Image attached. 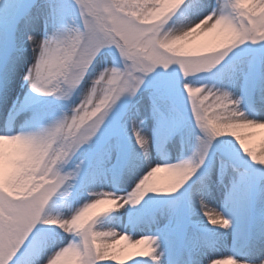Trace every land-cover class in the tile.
I'll return each mask as SVG.
<instances>
[{
    "label": "snow or ice",
    "instance_id": "1",
    "mask_svg": "<svg viewBox=\"0 0 264 264\" xmlns=\"http://www.w3.org/2000/svg\"><path fill=\"white\" fill-rule=\"evenodd\" d=\"M160 2L0 0V22L6 14L12 31L20 33L21 43L14 49L17 56L24 37L32 47L33 62L24 79L35 101L15 105L9 122L0 127V137L34 149L25 172L27 185L22 190L0 188V264H201V254L215 248L224 234L220 230L234 227L227 205L219 210L209 204L213 175L217 185L230 179L233 190L256 175L264 179V164L242 149L236 135L212 132L217 124L264 126V117L254 118L242 110L231 90L247 87L252 93L259 72L264 98V0H215L214 5L182 0L152 19L149 13L157 11ZM40 11L51 27L37 39L29 29ZM198 26L201 34L186 49L214 42L218 26L235 38L200 57L178 54L176 43ZM237 49L241 55L232 58ZM109 56L112 65L99 67ZM76 93L79 103L58 115L36 100H68ZM145 93L155 122L151 135L145 133L141 118V111L147 112L140 103ZM177 95L199 130L195 150L185 159L147 162L153 145L160 148L183 133V125L175 119ZM6 102L0 81V103ZM22 109L32 116L17 130L12 121ZM256 132L257 128L240 130L250 143L255 142ZM166 169L179 173V178L169 179ZM126 176L133 180L126 192L107 190L106 184H118ZM150 177L161 187H144ZM54 199L68 209L67 215L58 213L54 218L66 221L97 200L123 206L100 210L80 228L68 231L46 223L53 218L49 208ZM157 204L165 206L166 228L178 230L192 242L190 246L173 253L161 237L128 233L129 228L156 223ZM125 215L127 225L121 221ZM260 261L264 250L250 251L243 259L232 253L209 257L207 264Z\"/></svg>",
    "mask_w": 264,
    "mask_h": 264
},
{
    "label": "rangeland",
    "instance_id": "2",
    "mask_svg": "<svg viewBox=\"0 0 264 264\" xmlns=\"http://www.w3.org/2000/svg\"><path fill=\"white\" fill-rule=\"evenodd\" d=\"M209 4L215 3V0H207ZM36 21V31L39 37H44L46 30H50V24L46 23V13L40 11L37 13ZM33 24V23H32ZM32 26V25H31ZM30 26V28H32ZM0 81H3L6 74L13 67V58L15 56V47L21 43V37L19 32H13L11 28L10 21L5 14L2 22H0ZM241 55V50L237 49L234 53L230 54L232 58H236ZM105 65L111 66L112 59L109 56L108 59L99 65V67H104ZM208 73H201V76H208ZM207 82V81H201ZM82 88L87 87V83L81 86ZM28 90L29 86H28ZM236 98L241 101V108L247 114L257 113L254 108L258 106L264 110V98H262L261 84L259 72L257 73V78L255 82V88L252 93L249 92L247 87H236L231 89ZM258 91L261 96L256 97ZM259 98V99H258ZM81 97L79 93L73 94L68 100H57L54 97L46 98H36L40 103H42L49 113L61 114L66 111H70L71 108L78 104ZM260 101V102H259ZM32 102H35L34 100ZM31 102V103H32ZM140 103L145 105L147 108V130L152 132L155 122L151 119L150 111V101L148 99L147 93L140 97ZM261 103V105H260ZM30 104V103H28ZM256 104V106H255ZM27 111L26 109H24ZM145 113V112H144ZM22 115V112L19 118ZM29 120L31 119L32 113L28 111ZM175 119L178 123L183 125V133L177 134L170 139L163 142L162 146L158 148L154 147L155 153L151 152V162H163L164 160L171 161L174 158L175 161L178 159H185L191 156L192 152L196 147V135L198 134V129H195L189 119V112L186 103L177 95L175 99ZM157 154L160 157H157ZM213 153L210 152V156ZM219 164V155L215 154L214 168H217ZM139 171V170H138ZM133 181L131 177H122L118 184H107V190H115L118 194H123L129 188L130 182ZM213 185L211 193L215 194L220 200L215 208L223 210L225 206H228V215H230L234 220V227L231 230L226 231V242L225 250L222 249L217 251L218 245L215 248L209 249L207 252L202 253L200 256L201 264H207V259L209 257L215 258L227 253L238 254L240 259H243L244 251H254L253 243L249 241V236L256 230L264 227V209L261 207L264 197V179H261L259 175L254 178L249 179L247 182L241 184L238 188L233 190L230 179L225 180L224 185L215 184V175H213ZM166 199V198H160ZM79 206L78 203L74 204L73 207ZM159 209L157 222L152 224H144L136 228L133 233L135 236L141 234L156 235L162 238L163 244L166 245L169 250L173 253L179 251L181 248H185L191 245V241L187 240L178 230L167 229L166 225L169 223L168 216L166 214V209L163 204L155 205ZM50 214L55 216L59 214H68V209L61 205L58 199H54L50 204L49 208ZM122 224L127 225L129 218L127 215L121 218ZM259 231V230H258ZM234 236L237 239V243L234 246ZM141 238V237H137ZM219 238H217L218 241ZM66 242V241H65ZM247 248V250L245 249ZM166 259V257H165Z\"/></svg>",
    "mask_w": 264,
    "mask_h": 264
},
{
    "label": "clouds",
    "instance_id": "3",
    "mask_svg": "<svg viewBox=\"0 0 264 264\" xmlns=\"http://www.w3.org/2000/svg\"><path fill=\"white\" fill-rule=\"evenodd\" d=\"M182 0H161L158 10L149 13L152 19H159L165 15L168 10L178 7ZM243 6V5H242ZM199 26L192 31L186 32L183 37L175 45V51L178 54L190 57H200L204 52L210 51L221 45H226L234 39V34L223 27L218 26V39L206 46L205 48H189L186 49V44L192 39L201 34ZM199 91V90H194ZM243 128H257L255 142H249L245 135L240 133ZM213 134L219 135H236L241 144L242 149L257 163L264 164V126L248 124H217L212 129ZM33 146L19 140H11L5 137H0V161L3 162V167L0 168V188L7 189L9 187H17L23 189L27 185L25 172L30 166L33 158ZM165 174L169 179H178L179 173L165 170ZM144 187L148 189H158L161 187L159 181L155 178H149ZM127 203V201H125ZM122 207V204L113 202L108 199H101L88 205L78 216H75L71 221L57 220L50 218L46 223H55L65 230H73L80 228L90 216L100 210H112L115 207ZM56 264H64L63 261H57ZM259 264H264L260 261Z\"/></svg>",
    "mask_w": 264,
    "mask_h": 264
},
{
    "label": "bare ground",
    "instance_id": "4",
    "mask_svg": "<svg viewBox=\"0 0 264 264\" xmlns=\"http://www.w3.org/2000/svg\"><path fill=\"white\" fill-rule=\"evenodd\" d=\"M32 28L29 29L30 33L32 35H35L37 39H41L43 37H39L37 31H36V21L33 22ZM22 52L17 56L15 53V56L13 58V67L10 69V71L6 74V76L3 79L4 83V88L6 91V96H7V102L6 103H0V127H3L5 124L9 122V113L13 111V108L15 105L19 104H28L33 101L32 94L30 90H28V84L26 83L24 79V73L27 71V68L31 63L33 62V52H32V47L30 44L26 42V37L23 38V44H22ZM258 93H260L258 91ZM261 96L260 94H257L256 97ZM259 99V98H258ZM260 102V101H259ZM259 104H255L254 110L257 113L251 114L254 118H261L264 117V110H262L259 106ZM261 105V103H260ZM22 112V115L19 118H15L20 115ZM250 115V114H249ZM12 123L13 126L18 130L21 126L25 125L29 121V116H28V111H25L22 109L15 115ZM141 118L145 122V133L147 130V114L144 113V111H141ZM151 131L149 130L148 135H151ZM156 145H153L149 151L148 154V161L151 162L152 159L150 157L151 152L155 153L154 147ZM157 157H160L159 154H157ZM171 161H175L174 158H171ZM147 164L143 165V167H146ZM133 181L130 182V184ZM107 186V184H106ZM219 198L211 193L209 196V204L211 207H214L219 203ZM261 207L264 209V197H263V203ZM125 225V224H124ZM259 230V231H258ZM256 230L255 232L251 233L249 236V241L253 243L254 246V252L257 254L264 250V227H261L260 229ZM220 232L224 233L222 236L218 237L217 245L219 248H217V251L222 249V252H226L225 250V240H226V235L227 232L225 230H220ZM128 233L131 235H135L133 233V230L131 228L128 229ZM137 238V237H136ZM139 239V238H137ZM123 241L121 242V246L123 245ZM247 250V248H245ZM229 250H227V253H224V255L229 254ZM249 251H244V256L248 253ZM242 256V257H244Z\"/></svg>",
    "mask_w": 264,
    "mask_h": 264
}]
</instances>
